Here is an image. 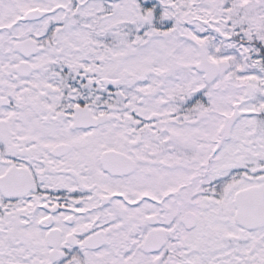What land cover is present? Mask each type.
I'll return each mask as SVG.
<instances>
[{"label": "snow or ice", "instance_id": "snow-or-ice-1", "mask_svg": "<svg viewBox=\"0 0 264 264\" xmlns=\"http://www.w3.org/2000/svg\"><path fill=\"white\" fill-rule=\"evenodd\" d=\"M0 264H264V0H0Z\"/></svg>", "mask_w": 264, "mask_h": 264}]
</instances>
